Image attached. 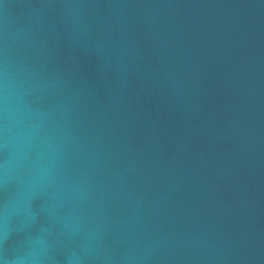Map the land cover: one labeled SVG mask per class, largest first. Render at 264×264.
Listing matches in <instances>:
<instances>
[{
	"label": "water",
	"instance_id": "obj_1",
	"mask_svg": "<svg viewBox=\"0 0 264 264\" xmlns=\"http://www.w3.org/2000/svg\"><path fill=\"white\" fill-rule=\"evenodd\" d=\"M0 264H264V0H0Z\"/></svg>",
	"mask_w": 264,
	"mask_h": 264
}]
</instances>
